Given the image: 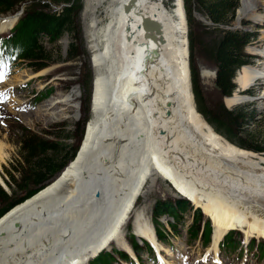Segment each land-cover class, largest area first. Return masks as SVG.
Returning <instances> with one entry per match:
<instances>
[{
  "label": "bare ground",
  "instance_id": "obj_1",
  "mask_svg": "<svg viewBox=\"0 0 264 264\" xmlns=\"http://www.w3.org/2000/svg\"><path fill=\"white\" fill-rule=\"evenodd\" d=\"M164 1L134 0L124 10L128 0H87L83 19L95 71L90 115L66 168L0 217V258L7 264L35 259L38 244H32L41 242L39 235L45 249L47 244L69 249L51 254L49 264H86L108 239L130 252L123 230L114 233L115 226L138 198V189L160 178L212 218V244L206 246L216 262L218 241L234 228H244L247 237H264V156L220 137L201 118L189 87L183 4L173 0L167 9ZM258 6L255 0H240L237 17H254ZM99 11L103 16L96 18ZM143 17L155 20L158 31H145ZM14 20L16 16L1 17L0 32ZM259 76L264 77V69L250 67L236 78L241 89ZM14 78L26 88L28 78ZM241 98L235 93L225 102ZM74 99L47 100L24 113L55 110L56 104ZM51 112L50 119L62 116ZM5 155L0 141V161ZM146 215L144 207L134 213L131 234L147 238L162 257L159 251L168 250ZM28 226L35 228L21 237Z\"/></svg>",
  "mask_w": 264,
  "mask_h": 264
},
{
  "label": "rangeland",
  "instance_id": "obj_2",
  "mask_svg": "<svg viewBox=\"0 0 264 264\" xmlns=\"http://www.w3.org/2000/svg\"><path fill=\"white\" fill-rule=\"evenodd\" d=\"M86 1V2H85ZM183 1V0H181ZM259 3V8L256 11L254 17L242 15L241 17H237V9L240 5V0L236 11L234 9L233 18L229 20L228 23L238 25V28L248 29L253 34V39L249 44L245 46V52L249 58V62L245 63L234 75L233 81L235 83L234 92L230 96H220L217 90V87L214 83V67L213 64L205 59H201L199 57L196 58V69L199 79V86L201 89V99L196 98L193 90L192 83L189 73V87L192 93V97L196 106V102H200V105L204 108H208L210 103L214 101H219L225 106H231L234 103L226 104L225 98L232 97L235 93L239 96L243 97L241 101H251L256 108V111H261L264 109V77L259 76L253 82L247 84L240 89V86L237 83V75L244 68H256L258 70L264 69V38H261L264 32L261 29H264V0H255ZM69 3L76 9L75 15V26L77 31L74 35L71 36H62L58 39L49 41L47 35L40 34V41L45 47L50 46L52 49V55L50 56V60L47 65L40 68L37 71H30L26 67H23L25 60L17 59L15 64H8V68L0 69V97L4 98V103L0 105V141L5 145L6 155L3 157L2 161H0V173L4 174L2 165L7 164L8 160L12 157L15 152V145L13 143V139L16 136V131L19 126L29 128L30 130H35L40 132L42 128H48L49 124L52 123H65L66 127L69 129L71 133H74L75 122L79 121L81 117H85L86 121H83V125L87 122L90 115V100H91V92H92V82L95 77V71L91 66V58H92V50L89 49V42L87 40V30L86 23L83 19V13L86 9L87 0H70ZM27 4H29L27 2ZM26 4V5H27ZM63 3L60 2L58 4H51L52 9L59 8V5ZM165 7L168 9L171 8L173 4V0H165ZM183 4V3H182ZM25 4L20 5L18 9L13 12L0 13L1 17H7L9 14H13L10 16H16L19 18L22 14L21 8H23ZM237 6V5H236ZM27 10L31 7L25 6ZM184 8V6H183ZM257 13L260 14L257 15ZM200 14V13H199ZM7 15V16H5ZM103 16L102 11H99L96 15V18H101ZM195 19V28H198V23H205L201 20L196 13L194 15ZM184 36L187 40V20L184 12ZM15 20L13 21V23ZM12 23V24H13ZM225 23V24H228ZM10 24V26L12 25ZM209 24V23H207ZM224 25V24H223ZM223 25H221L223 27ZM9 30V28H7ZM8 30H4L0 32L1 35H5ZM71 50H75L76 54L74 56L68 57L69 48ZM69 51V52H68ZM71 53V52H70ZM187 65H188V47L186 41V54H185ZM16 65V66H15ZM189 70V66H188ZM23 80L28 78V82L26 83V88L22 86L20 79H16L14 77H19ZM38 76V77H36ZM30 77V78H29ZM262 77V78H261ZM11 81V85L8 86L7 83ZM89 85L88 96H87V88ZM20 86V87H19ZM87 87V88H86ZM14 88V89H13ZM14 91H13V90ZM53 89V90H52ZM253 90L252 94H248L243 92L244 90ZM54 91V92H53ZM69 96L75 98L71 104H56L55 110H45V112H36L32 114L26 115L24 111L34 112L42 103H46L47 100H58L60 97ZM87 97V105L86 98ZM20 99L21 103L19 105H15L14 100ZM196 99V100H195ZM240 102V101H239ZM84 109V111H83ZM197 109V107H196ZM53 111L55 114L62 115L61 117L50 119L48 117L49 112ZM197 111L200 112L199 109ZM52 113V112H51ZM202 119L208 124V126L213 130V127L206 120L204 115L200 112ZM41 115V116H40ZM84 132V128L82 127ZM83 132L81 134L83 136ZM216 132V131H215ZM220 137L227 139L220 133L216 132ZM80 134V136H81ZM81 138L77 139L72 138L70 141L72 144L80 145ZM228 140V139H227ZM76 150V151H77ZM252 151V150H251ZM254 152V151H253ZM259 152V153H258ZM263 152V153H262ZM256 154L264 156V151H257ZM0 183L3 184L5 189L8 190L7 185L3 181L0 175ZM171 183L162 180L161 178L154 183V185L149 186L148 180L144 183L141 188L138 189V198L135 202H131L129 204V208L125 213V216L121 218V221L115 226V232L120 233L123 230V233L128 237V232L133 231V220L131 217L134 213L140 208H146L147 215L146 217L150 220L151 211L155 210L157 205L163 202H169L175 208L174 211L177 213V219H173L166 213L159 214L157 218L158 228L162 231L164 235V244L163 249L166 248L168 251L160 250V254L162 257H159V261L162 264H264V252L261 254L259 251V246H263L264 248V237L258 236L255 234H249L248 237L245 234V229H233L229 231L228 237L229 240L223 239L220 240V244L218 245L220 251L219 253V262H214L213 258H215L214 251L208 253L204 257V251L208 250L209 245L212 244V233L208 247H204L203 242H201V237L198 238V235L201 233L203 219L207 218L210 224V228H212L211 223L213 224L212 218L209 217L205 211L195 205L186 195L180 194L175 188H173ZM178 203H184V209H179ZM135 205V207H134ZM176 206V207H175ZM199 212V214L197 213ZM130 213V216H129ZM196 213V214H195ZM195 216V217H194ZM169 217V218H168ZM129 218L131 220H129ZM166 218V219H165ZM125 222H122V220ZM164 220L167 221V224L162 222ZM195 220H199V228L200 232L196 236H188L187 234V226L191 223L193 224ZM162 221V222H161ZM211 221V223H210ZM171 222L175 224L176 229H172ZM28 228H35V226H28L21 232V237L25 238V236L29 235L26 231ZM114 235V234H113ZM119 235V234H118ZM227 236V235H226ZM246 236V237H245ZM19 238V241L22 238ZM112 237V236H111ZM227 237V238H228ZM41 242H36L32 244V247H37L33 252V258L30 261L24 263V260H19L17 263L13 264H49L47 261H52L54 254L60 255L63 250L66 252L69 251L67 247L60 244H56L50 247L49 244L46 245L45 249L43 247L42 238L39 235ZM225 238V237H224ZM134 239L139 244L138 246V257L141 259V264H151V256L154 258V253L152 251L151 254H147L143 251V239L141 236L134 235ZM31 241L28 242L27 248L30 247ZM211 243V244H210ZM251 243V245H250ZM43 248L42 250L41 247ZM126 246V245H125ZM31 247V248H32ZM56 249H55V248ZM59 247V248H57ZM61 247V248H60ZM49 248V250H48ZM53 248V249H51ZM121 249V247H117L113 244L111 240H107L99 247V249L94 252L90 258L96 255L100 250L101 251H111V249ZM261 248V247H260ZM58 249H60L58 252ZM211 249V246H210ZM50 251V252H47ZM53 251V252H52ZM56 252V253H55ZM50 254V255H48ZM53 254V255H51ZM44 255V257H43ZM48 255V256H47ZM3 256V255H0ZM47 256V257H46ZM55 256V255H54ZM102 257L105 254H101ZM46 257V258H45ZM39 258V259H38ZM44 258V259H43ZM3 259V260H1ZM242 259H244L242 261ZM33 260V261H32ZM40 260V261H39ZM21 261V262H20ZM37 262V263H34ZM3 262V263H1ZM45 262V263H44ZM53 262V261H52ZM52 262H50L52 264ZM75 264H82V263ZM0 264H7L4 262V258H0ZM113 264H118L114 262ZM124 264H135V262L131 259L130 261L125 262Z\"/></svg>",
  "mask_w": 264,
  "mask_h": 264
},
{
  "label": "trees",
  "instance_id": "obj_3",
  "mask_svg": "<svg viewBox=\"0 0 264 264\" xmlns=\"http://www.w3.org/2000/svg\"><path fill=\"white\" fill-rule=\"evenodd\" d=\"M69 1L0 0L1 14L13 12L21 7L20 5L25 4L21 8L22 15L17 17L6 34L0 37V62L7 60L16 63V60L21 58L25 60L23 67L30 71H37L47 65L52 55V48L42 44L40 34L47 35L48 40L52 41L62 36L74 35L77 31L76 9ZM60 2L63 4L59 8H51V4L56 5ZM182 3L188 26V66L192 90L196 98L200 100L202 94L195 63L197 57L213 64V79L219 95L230 96L235 90L234 75L236 76L237 71L249 62L244 48L253 39V34L248 29H225L221 26L233 18L234 9L236 11L239 0H183ZM29 5L31 6L29 10L25 9V6ZM195 13L205 16L211 23H198V28H195ZM68 48L71 52L68 51V57L74 56L76 51L71 50V47ZM88 90L89 85L86 91L87 96ZM243 92L252 94L253 90L246 89ZM85 98L87 105V97ZM196 107L213 129L226 137L229 142L242 149L252 150L254 153L264 151V109L256 111L251 101H240L231 106H225L221 100L210 103L208 108L196 102ZM200 112L198 111L199 114ZM86 119L81 117L75 122L74 133H71L66 124L61 122L49 124L48 128H42L40 132L19 126L13 139L15 152L7 164L2 165L4 174L0 173L8 187L7 190L0 184V217L13 206L45 187L50 178L53 179L66 168L75 157L76 146H78L72 144L70 140L73 137L76 140L81 138L82 127L85 126L83 121ZM42 184L44 185L41 186ZM184 205V203H178L179 209H184ZM173 207L169 202H163L151 211L155 233L162 240L164 235L158 228L156 217L166 213L173 219H177V213ZM198 221L195 220L193 224L187 226L188 236L199 234ZM170 224L172 229H176L173 222ZM209 233L210 224L208 219L204 218L201 233L198 235L203 244L208 242ZM228 236H230L229 233H226L222 238L229 240ZM127 240L132 249L137 252L139 244L131 232H128ZM143 243L149 249L147 242L143 241ZM259 251L261 254L264 252L263 246H259ZM103 253L104 257L101 256ZM126 256L122 249L100 250L88 260L87 264H113L117 257L126 258Z\"/></svg>",
  "mask_w": 264,
  "mask_h": 264
},
{
  "label": "water",
  "instance_id": "obj_4",
  "mask_svg": "<svg viewBox=\"0 0 264 264\" xmlns=\"http://www.w3.org/2000/svg\"><path fill=\"white\" fill-rule=\"evenodd\" d=\"M134 3V0H128V2L127 3H125L124 5H123V9L124 10H127L132 4ZM59 6H61V4L59 5ZM17 14H18V12H17ZM196 16H198L201 20H203L205 23H211L208 19H206L205 18V16H203V15H201V14H199V13H196ZM141 24H142V27H143V29L145 30V31H147V30H150V29H154L156 32L158 31V23L155 21V20H153V19H150V18H148V17H143L142 18V21H141ZM223 28H225V29H228V28H238V25H236V24H232V23H228V24H224L223 25ZM159 41H163V39L162 38H159ZM242 99V98H241ZM241 99L240 100H238V101H235L234 103H236V102H239V101H241ZM54 177V176H53ZM52 178H50L49 180H51ZM48 180V181H49ZM47 181V182H48ZM47 182H45V183H47ZM44 183V184H45ZM1 184V183H0ZM44 184H42L41 186H43ZM40 186V187H41Z\"/></svg>",
  "mask_w": 264,
  "mask_h": 264
}]
</instances>
